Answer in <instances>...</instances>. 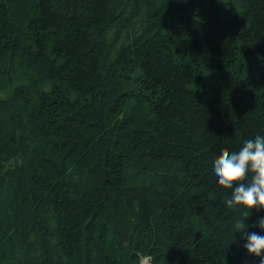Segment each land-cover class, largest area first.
<instances>
[{"label":"trees","instance_id":"obj_1","mask_svg":"<svg viewBox=\"0 0 264 264\" xmlns=\"http://www.w3.org/2000/svg\"><path fill=\"white\" fill-rule=\"evenodd\" d=\"M257 135L264 0H0V264H259L213 171Z\"/></svg>","mask_w":264,"mask_h":264},{"label":"clouds","instance_id":"obj_2","mask_svg":"<svg viewBox=\"0 0 264 264\" xmlns=\"http://www.w3.org/2000/svg\"><path fill=\"white\" fill-rule=\"evenodd\" d=\"M213 171L217 186L230 192L224 199L225 206L240 211L232 226L233 233L246 237V252L264 264V235L248 232L245 223L253 210L264 211V135L245 140L238 151L222 150L213 161ZM256 226L264 232V216ZM152 261L150 255L138 256V264Z\"/></svg>","mask_w":264,"mask_h":264}]
</instances>
